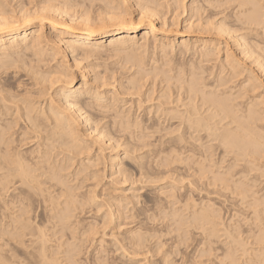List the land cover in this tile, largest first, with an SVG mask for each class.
<instances>
[{
	"label": "rangeland",
	"instance_id": "obj_1",
	"mask_svg": "<svg viewBox=\"0 0 264 264\" xmlns=\"http://www.w3.org/2000/svg\"><path fill=\"white\" fill-rule=\"evenodd\" d=\"M22 1L23 0H10L9 5L11 7H14V6L16 7ZM116 1L114 0V2L118 4V6L115 5L114 2L112 3V0H105V1L104 0H81V2H78L71 8L75 11H78L76 12L77 14L81 12L83 13V11H85L95 16L96 14H99V12H102V11L104 12V9H102V7L103 8L108 7L110 9L112 6L115 5V7L116 6L122 7L123 9L127 8V10L132 13L135 19L137 18V16H139V11H140L141 6L139 7L138 5L140 4V2L143 3L142 0H138L139 4L136 3L135 0H119L120 3L118 0ZM244 1L243 0H155L157 9L159 11V14H158L159 16L155 17L156 18L155 23H156L157 28L160 29V32L157 35L158 38L156 37L157 41L153 43L154 39L153 37H150L148 41L149 45L147 44L146 48L144 46H142L143 48L140 47V45L143 43V39H141V36L143 33V30H142L141 32L138 33V40L132 46L134 48L138 47L137 51L135 50L134 52L137 53L140 57H142L143 58L142 60H145L143 65H141L143 70L144 69L145 71L147 70L146 71L147 73H144L147 78L145 77L144 80L142 79L143 81L142 83H144L145 85H143L140 82V84H142L141 85L142 91L140 90L141 93L139 91L140 94L136 93L137 95H134V96L128 95L126 92L124 96L123 90H122L123 92L122 94L121 93L116 94L115 97H112L111 93L108 94L107 98L108 97L109 98L104 103L106 105L110 104L113 107L112 110H115V111H111L113 112V114L109 112L108 113L109 117H107L106 119L101 118L102 120L101 121L98 120V122L100 126L103 124H107L108 122L106 126H109L111 125V122H113L111 118L114 117L116 112L121 111L123 114H127L129 111L131 115L134 113V116L136 114L137 116L139 115V117L142 118V119H139L140 121H143L141 122V125L149 124L150 126L151 125L153 126L155 124L154 127H156L157 125L158 127L156 128L159 129L161 127V129H163V127L165 128L166 126L167 128H169L171 126L170 124H172V126L169 129L173 127L174 131H172L173 130L172 129L171 130L172 132H169L170 130H168L167 128L165 129L166 131L159 129L158 130L159 132L156 131L157 133L156 132L153 133L154 134L152 135L153 137L151 135L142 136V139H145V140H141L140 139L142 135L141 133H140L141 135H138L139 134L138 132L136 133L134 132L136 135L134 133H130L133 135L131 136V135H128L129 132L128 133L123 132L120 135H119L120 133L119 132L118 135L117 134L114 135L112 133L114 132V130H112L111 133L113 134V136H115V138L119 140L115 139L112 136L111 137L114 138L116 142L120 141V143L117 142L120 145L118 146V148H115L114 150H110V148L109 150L107 149L106 151L103 152V157L101 156L103 158V159L101 158V160L104 163L103 164L100 162L101 164H99L98 166L101 169V171H99L102 177L100 180L101 182L99 181L100 185H97L96 188L92 187V190L95 189L93 192L95 193L96 196L93 195L94 193L87 194L90 188L89 184L92 181L95 182L96 180L92 179V180H88V182L84 181L85 183L83 184L82 180H79V177L82 176L83 174H80L78 178L75 177L76 176L75 171H77L80 166L79 164H78L79 166L77 165V162L74 161L76 164L71 165L70 169L68 168L67 170L65 169L64 171L63 167L65 166L66 163L64 164L63 162H66V160L63 159L64 160L63 161L62 158L60 159V157H62L61 155L59 157L56 156V154L54 155V153L53 155H50L52 158L51 160L46 161L45 165L47 163V165L49 164L50 166L51 161L54 160L53 164H51L50 166L52 172L53 170L54 172L57 171L56 169L62 166L61 167L62 170L56 173L58 174L61 173L60 175L64 176V177L61 176V178L63 179L65 178L63 180L64 185H67V187L71 186L75 188V189H72V192H74V194L77 195L75 199V202H77L75 203L77 204L76 205L77 208L75 207L76 211L72 212L73 221L71 222L72 223L70 225L71 227L67 226L66 228L64 226L67 230L64 229L63 224L58 223V222H56L55 224L53 223V220H49L50 219L49 214H48L49 211L46 208H44V206L43 207L41 206L37 211L33 212L32 214L30 213L32 215V216L30 215L32 217L30 219L32 226L36 227L38 225H41V223L46 224L45 226L42 224L43 226L42 230L46 232L44 236L47 237L45 238L47 239L46 244H48L47 246H49L48 252H50L49 250H51L52 248V250H54L56 253L60 245V249L57 253L60 252L61 254L59 253L58 255H61V257L63 255L66 256V258L65 256L62 257L65 260L63 263L69 260L68 258L69 253H70V258L72 257L75 260L73 261L71 259L72 260V261L70 260L71 262L68 261L65 264H75V263L76 264H99V263L101 264H107V263L108 264H140V263L141 264H221V262L222 263L225 262V264H230L232 261H233L232 263L234 264H247L248 261L251 262V260L257 259L256 253L260 254L261 251L259 249L260 247L264 248V245L262 244V246H260L258 244L252 243L253 239L251 240L250 238L251 236H249L250 235L249 231H251L250 229L256 230L255 228L257 227L255 226H258V224H260L257 218L262 216L261 213H263L264 211V158H262L264 155L261 157L262 159L260 163L257 162L258 160L256 161L252 160L251 157H248V161L249 160L250 162L255 161L254 163H248V162L246 163V161L244 162L243 160L239 161L240 162L239 163L233 157L232 153H229L226 151L224 152L225 150L224 148L220 149L216 147L217 142L215 141L210 142L207 140V138L202 139L197 135V133H192V132H189L188 130L180 129V131H178L179 129L177 130L176 128H174V127H178L177 125L179 124L176 120L174 121L171 120L172 123L167 122V120L165 121L163 117H160L161 115L160 111L159 113L156 114L157 112L156 105H158L159 101H161V100H157L159 99L158 97L161 94V91H160L161 88L159 87H164L162 85H165V87L169 88L170 91H173V93L171 92V95H170V91L167 89L168 90L166 91L168 92V94L166 95L167 97L166 96L165 98L161 97L163 101L166 98H167L166 99L167 101L169 98V101L171 102L174 101L175 99L178 100L180 98V95H179V92L176 93L177 89L178 88L181 89V85H183L186 82L189 75L192 74L193 72L194 73L193 76L195 77L197 76L199 79V80L196 79L197 83L201 82L198 84L199 89L203 87L204 85V88H201L203 90L202 91L200 90V93L204 92V89L206 90L205 92L208 91V93L210 89L211 90L213 89V91L214 89H216L215 93L218 92V95L220 94L221 97L230 96V98L231 99L233 98V100H231L230 98H228L227 100L230 99L229 101L230 106L232 103L233 109L239 114H242V111L245 112V110L247 109L246 107L249 106L250 102L252 101L254 102V107L258 109L259 113H261L259 117L260 119L255 120V123L251 119L249 120L246 119V121L248 120L246 123L249 124L248 126H250V128H252V130L256 132V134L263 136L262 141L264 144V103L262 104L260 103L261 101L264 102V71H263L264 63L261 64L258 61L259 64H261V66L263 65V67H261L260 65L257 64L258 62L256 60V58H258L257 57L258 55V56H263L262 58L259 57L260 59L259 58L258 59L261 60V62L262 60L264 61V0H253V1L250 0L252 3L258 2L260 5L258 3L257 4L255 3V4L259 5V8L261 7V10H260L259 8H257L258 6L256 7L257 9L255 8L256 5L254 6L256 10L258 11L260 10L259 11L260 13L258 12L259 20L255 23L254 22L251 23L249 21L248 23L247 18L245 16V14L250 12L249 10L251 9L253 10L252 7L254 3L252 4L249 0L245 1V2L247 1L250 2L252 4L251 5L248 3L246 4ZM75 11H73L72 13L74 14ZM222 21L224 22L223 23L224 27L226 24V26L230 27V28L228 27L226 28L232 29L230 33L232 32L233 35H235L234 37L231 34L229 38V35H227V33H224L225 32L224 30L220 31L222 26L220 27L219 25L221 24L219 23H222ZM77 22L73 21L74 24H77ZM216 27L217 28L219 27V29H217ZM45 31L46 33H51L48 26L45 27ZM178 32L180 33L184 32L185 39H188V42H190L191 44L189 48L191 50H188V52H185V54L180 53V52L177 53V51L181 50V47H180L181 40H182L181 37H178L176 39V42L173 46L164 44L162 47L160 45V42H162L163 40L162 35L167 34L172 39L176 37L175 36L176 34L180 35V33ZM235 37L239 38V42H238V39H237V42L234 41L236 40ZM241 37H242L241 42H244L242 44L243 45L245 44L244 47L240 45ZM232 38L233 39L235 38V39L233 40ZM103 42H104V45L96 46L99 52H97L95 55H91L89 58L80 57L82 59L81 64L82 66L83 64L85 65L91 64L90 65L91 70L95 69L94 72H91V73L107 71L106 75H109V76L111 75V77L115 76L116 78L115 77L114 79L112 78V81L110 80L111 82L107 83L106 87H109L111 89L113 86H117V88L120 89L121 88L119 87L120 84L121 83L124 84L125 82H127L126 80L131 78L133 76L132 74H134L133 72L138 71L139 68L138 67L136 68V66H134L133 68L128 69L127 67L131 66V62L128 60L129 55L126 54L127 52L124 53L122 48H121L122 49L121 51L120 48L119 50L113 46L107 47V43L109 42L108 40L107 41L103 40ZM153 46L156 48V50H154L155 48ZM217 46H219L218 47L219 50L216 49ZM164 47H166V49ZM171 47L175 50V51L173 50V53L170 52L172 49ZM245 49H247L248 51ZM249 50L251 52L252 50L255 52L249 53ZM167 51L170 52L169 53L170 56L167 55L166 57H164L165 52ZM205 51L211 52L212 57L204 56ZM227 51L233 56V59L235 61L233 64H231L233 61H231V63L229 61H226ZM244 51H247V52H244ZM201 53H204V54H201ZM245 53H247V55ZM248 53L251 56L248 55ZM170 58L171 59L173 58V59L172 61H170V63H168L167 61L170 60ZM254 58H255V61L253 62ZM127 61H128V64L125 65ZM166 63H168V65ZM234 64L235 65L239 64V65L236 67ZM152 66L157 67L156 69L159 68V70L160 68H162L161 73L157 70L159 72L158 76H155L154 74H152V72L155 71V68ZM232 66L235 68H238L237 70L239 74L236 73L237 70L235 68L233 69ZM92 67H94V69ZM76 70L77 72L79 71L78 67L76 68ZM232 70H234L235 72H233ZM164 71L166 72V74L168 73L167 75L171 76L170 82L169 80L166 82V79H165L166 77L163 78ZM231 71H232V74L230 73ZM234 73H236L235 74L236 76L234 75ZM250 76L252 79L250 78ZM90 78H92L91 75H90ZM178 78L179 80L181 79L180 80L181 82L179 81V83L177 82ZM183 78L186 80H184ZM77 81L79 80H76V82ZM182 81H185V82L182 83ZM14 82H16V79L14 80ZM248 82H249V85L251 84L254 85V86L252 85L253 88L248 85ZM219 84L220 86L217 87ZM168 85L171 88L168 87ZM184 85H186V83ZM244 85L248 89H246ZM207 86L209 88H207ZM249 87L252 88L253 90L250 89ZM24 89H25V86L20 87V90L23 91ZM217 89H219V91ZM111 90H112L111 92H113V89ZM181 90L183 91L181 92ZM181 90L178 89V91H180V93L182 94L184 92V89H181ZM119 91H121V89ZM200 93H198L197 99L201 97ZM202 94L203 93H201V95ZM227 94L229 96H227ZM233 95H236L237 97L238 96L239 97L238 98L236 97L237 98L236 99L234 98L235 96L233 97ZM129 97L130 98L132 97L135 100V102L134 103L130 102ZM147 97L149 98L151 97L153 99L148 100V102L146 99H145L146 101L143 100L144 98H147ZM181 97L183 98L184 95L183 96L181 95ZM120 99H122V101ZM123 99L125 100V102H123L124 101ZM138 100H142V102L140 103L141 105L138 103ZM176 100L175 102L171 103L172 106L176 105ZM185 100L183 102H185ZM143 101H145L146 103L144 102L143 104ZM137 103L140 105V108H137L139 106ZM130 108L132 110H130ZM118 120L119 118L117 120L115 119V121H118ZM117 126L118 125L116 124V127ZM86 128H87L86 126L80 124L79 129L81 130L80 132L82 133L80 137L83 139V141L85 140L84 142L86 144L87 143L92 144V142H94L92 149L90 150V152L92 151L90 155L94 156L96 152H98L96 151V149H98V146L100 145V144L99 145L97 144V141L95 142V139L97 140V137L95 136L97 134V131L96 132L92 131L91 133V130L90 132L88 130L87 132L88 128L87 129ZM108 134L109 133H107V135ZM109 136H107V138H109ZM143 137H148V138L146 139ZM139 139L141 141H139ZM182 139L183 141L184 140L185 141L183 142ZM143 141H145V143L147 144L150 141L151 145L150 144L145 145ZM213 144L214 146L212 147L214 148H210L211 145ZM36 145L37 144L35 141L30 140L29 144L25 146V149H29L30 147L36 148L37 147ZM135 145L137 146V148ZM217 146H218V143H217ZM199 150L201 151L199 152ZM125 151H130L128 156H125V159L123 160L124 163L122 166L123 168L128 169L126 173L128 175L124 174L122 175L123 176L122 177L118 175V173H116L117 172L116 166H114L115 168H112L113 164H111L112 162L110 163V159H111L110 156L111 154L113 155L119 152L121 157H123L125 155ZM200 153H202V155ZM224 153H226L227 155ZM171 154L174 156V159L177 157L176 159L178 160L176 161V159L175 160L172 159L173 156ZM204 154L206 156H204ZM223 154L227 156V157L224 156V161H222ZM202 156L209 157V158L207 157L208 160L205 162L206 164L204 163L206 159L204 160ZM57 159L59 162L57 161ZM180 159L183 161H180ZM173 160L176 162L173 163ZM196 160L199 162H202V164L203 165L205 164L204 166L207 167V168L205 167L207 169L206 170L207 174H205L206 178H202L204 174L202 175V177H200V174H199L200 172L197 169L199 167H197V164L196 165L193 164V163H197ZM56 161L57 163L55 164ZM221 161L222 163H220ZM126 162L129 163V165ZM58 164L60 166H58ZM128 166H131L132 168L130 169V167L128 168ZM231 166L232 168H228ZM52 167L55 169H53ZM192 167L196 168L197 172H195L196 169H193ZM216 175L220 176L221 179L223 180L224 178H227V180H224V181H227L226 183L224 182L227 188L224 185H222L224 184L223 182H219L220 185L217 182L216 185H219L217 187L216 185L215 186L213 185L214 187H216L214 189H213V186L211 187L209 183L210 181L211 182L213 181V178H215L214 176ZM81 178L82 177H80V179ZM79 182L82 183L83 187L80 185L79 186L80 188H78V185H77V188H78L77 189L76 184H79ZM208 185L210 186L206 187ZM222 187L223 188L225 187V188L223 189ZM87 195L91 197L93 196L94 199L92 198L91 200L89 199L88 201ZM120 201H122L125 205H128L126 206L127 208H125L126 210L123 208L124 209L123 211H125L124 213L122 212L123 216L121 217L119 221L116 220L117 222L116 224L113 221L116 226L113 224V222L107 223V225H104L106 224V220H104L105 222H103V219L105 218L107 214L111 215L110 213L113 212L111 210L114 209V207ZM12 207H13L12 205H7L6 211L2 210L5 213L7 212L9 216L7 213L6 214L3 213L0 209V221L3 222V226L0 227V246H1L0 252L3 256L9 254L10 251L12 252L11 248L13 247V244L15 243L14 241L12 243V246H10V248L6 244V242L9 241L10 238H12V236H9V235H12L13 229L12 231H9L11 228L8 226L9 228L8 229L6 226H4V225L9 224L10 218L12 219L13 217L14 218L13 220L18 218L17 213L16 214L14 213L15 209H12ZM202 207H205L203 208L205 210H208L210 208L212 209V211H215V210L218 211V212H215L219 214V216L217 215L216 219L220 217V220H217V221L220 223L222 221V225L219 226L221 228L219 236L221 235L222 237L220 236L217 240L214 239V241L215 240L216 241L212 243V246H210L211 244H209L211 242H208L210 240L208 239L209 238L208 236L209 234L207 233L209 231L208 228H207L208 231H205L204 229L206 228L205 227L204 229L202 228L203 225L200 224L201 222L197 220L196 218H195L196 220L193 219L194 217L197 216L196 215L198 212L197 210L199 211L202 210ZM128 210H131V211H128ZM12 213H14L16 217H14V214ZM2 214L3 215L5 214V216L3 217ZM10 214L13 216H11ZM125 217L127 220L125 219ZM105 219H107V216ZM120 221H122L121 222L122 224L121 223L118 224V222ZM195 221L196 222L199 221L197 223H199L201 226L198 225L197 223L195 224ZM14 223H17V222H14ZM197 226H199L200 228ZM4 227H6V229ZM222 227L224 229L227 228L228 230H230V232L228 231V233H232L233 235L235 233V236L236 235L238 236L237 239H239V236H241L240 237V239L242 240L241 243L244 244L245 242V246H246V242L248 241L249 242L248 245L245 248H243L244 245L242 246L240 243L231 244L230 239H228L226 236L227 234L224 235L225 233H227V230L226 232L223 231L224 229L222 230ZM90 228H92L93 230L95 228V231H93ZM87 230H89V232ZM44 232L42 231V233ZM93 232L97 234L95 235ZM247 235L249 236V239L251 241L248 239ZM7 237H10L9 240ZM26 237H27L26 238L27 241L25 240L26 242L25 247L29 243L28 245L29 247L27 246V248L30 249L32 248L30 246V239H29L30 237L28 236ZM137 240L138 241L140 240L141 244L143 242V245H141L142 247L140 246V243L139 245L137 244L138 243ZM116 242H119L120 244ZM16 244L17 243H15L14 247L16 248L17 246L18 249H15L14 247H13L14 249L13 248L12 249L14 251L19 250L17 255L23 261V259L26 256V252L24 253L25 247L20 245L22 248L24 247L23 249L20 248L21 249L20 251L19 244L17 245ZM114 244H116L119 247L120 245L124 246L125 247L124 250L127 249L129 251V254H126V255H124L123 253L120 254L119 251L121 250L114 251V246H116ZM134 244H137V246L139 247L138 248L133 247L135 246ZM213 245L215 249L213 248ZM231 245H235L237 247L235 248V246H233V248H231L232 247ZM69 249L70 251L71 250L72 251L70 252ZM135 249H139V250H135ZM60 250H63V254H62V251ZM65 250L68 253L65 254L64 252ZM132 250L133 251L135 250L134 254L132 253ZM14 251L12 253H14ZM210 251L213 253H211ZM204 252H206L207 254H209L208 252H210L211 255L207 256ZM223 252L227 253V255L230 254V257L224 256L225 257L224 258ZM52 253L53 252L51 251L50 254ZM130 253L136 257L132 256ZM67 258L68 260L66 261ZM16 259L19 260L17 256L15 260Z\"/></svg>",
	"mask_w": 264,
	"mask_h": 264
},
{
	"label": "bare ground",
	"instance_id": "obj_2",
	"mask_svg": "<svg viewBox=\"0 0 264 264\" xmlns=\"http://www.w3.org/2000/svg\"><path fill=\"white\" fill-rule=\"evenodd\" d=\"M9 1L8 0H0V209H1V211L2 210L6 211V206L12 205L13 206L12 209H15L14 213L15 214L17 213V215H18L17 216L18 218H16L15 220H13L14 219L13 217H12V219L10 218L9 224L4 225L7 228H8V226L11 228L9 231H12V229H13L12 235H9V236H12V238L7 237L8 240L10 238V240L6 242V244L9 246V248H10V246H12V243L14 241H15V243L19 244V246L21 245V246L25 247V244H26L25 240L27 241L26 236L30 237L29 238L30 239V246L32 248H30V249L27 248L29 243L27 244V246L25 248L23 247L25 250V251L24 250L23 251H24V253L26 252V256L22 261V259H20V257L17 255L19 250L18 251L13 250L15 248L14 247L15 243H14L13 244L14 248L13 247H12L13 249L11 248L12 252L14 251V253H12L9 249L11 255L8 252L9 254L3 256L0 252V264H65L68 261H70L71 259L73 261H75V260L72 257L70 258V253H69V257H68L69 260L67 258L66 261L67 260L68 261L63 263L65 260L62 257H64L65 255H63L61 257V255H58L60 252L57 253L60 249V245H59V249H58V251H56V253L54 250H52V248L49 251L50 252L52 251L53 253L50 254V252H48L49 246H47L48 244H46V241H47L46 238L47 237L44 236V234H46V232H44V230H42V227H43L42 224L44 226L46 224L41 223V225L36 226L37 227L36 228V227L32 226V224L30 222L31 221L30 219L32 218L31 214L33 212L37 211L41 206L42 207L44 206V208H46L49 211V213H48L49 218H50L49 220H53V223H55V224H56V222L61 223V224H63V227L65 226L66 228H67V226L71 227L70 225L72 224L71 222L73 221L72 220V216H73L72 212L76 211V208H77V206H76L77 204H75V203H77V202H75L77 195H75L74 192H72V189H75V188L71 187V186L67 187V185H64L63 180L65 178L64 179L61 178V176H63V175H60L61 173H59V174L56 173V172L62 170V168H61L62 166H60L58 164V166H60V167L57 168L56 169L57 171H55V172L53 170L55 168L52 167L53 168L52 169L53 172H52L50 166H51V164H53L54 160L51 161L50 166H49V164L47 165V163L45 165V162L51 160L52 157L50 155H53V153H54V155L56 154V156H58V157L61 155L62 157H60V159L62 158V160L63 159L66 160V162H63L64 164L66 163L65 166L63 165L64 171H65V169L66 170L68 168L70 169L71 165L76 164L75 162H77V165L79 164L80 166L78 165L79 168L77 171H75V175H76L75 177L78 178V176L80 174H83L82 176H80V177H82L81 179L79 177V180H82L83 184L85 183L84 181L88 182V180H92V179L96 180L95 182L92 181L94 183H92V182L90 183L92 185L89 184L90 188L87 186L89 188L87 194H91V193H94L93 191L95 190V189L92 190V187L96 188V186L100 185V182H101L100 180L102 177L99 173V171H101V169L98 166H99V164L103 163L101 160V158L103 157V152L106 151L107 149L109 150V148H110V150H114L115 148H118V146L120 145L119 144L120 141H117V142H119V143H117L116 140H114L115 136H113V134L118 135V133L120 132L119 133V135H120L123 132H125V133L129 132L128 135L133 136L130 133L138 132L139 133L138 135L142 134L140 139L145 140V139H142V136H148V135L152 136V135H154L153 133H155L159 129L165 130L167 128V126H166L165 128L163 127V129H161V127L159 126L160 128L158 129V128H156V127H158L157 125H156V127H154L155 124L153 126L152 125L150 126L149 124H145V125L142 124L141 125V122H143V121H140L139 119H142V118H140L139 115L137 116L136 114L134 116V113L131 115L129 111L127 114H123L121 111L116 112V114L113 117L114 120H113V118H111L113 122H111V125H109V126H106L108 124V122H107V124H103L101 126L99 125V122H98V120H100V121L102 120L101 118L106 119L107 117H109V115H108L109 112L115 111V110H112L113 107L110 104H108V105H110V106H108L104 103L109 98V97L107 98L108 94L111 93L112 97H115L116 94H119V93L122 94L124 92V96L126 93L128 95L134 96V95H137L136 93H139V91L141 90V85L142 84L145 85L144 83H142L143 82L142 79L143 80L145 79L146 76L144 73H147L146 72L147 70L146 71H145V69L143 70V68L141 66V65H143L145 60H142L143 58L134 52L135 50L137 51L138 47L134 48L132 46L138 40V33L141 32L142 30H143V33H142L141 39H143V43L140 45V47L144 46L146 48L147 44L149 45L148 41H149L150 37H153V39H154L153 43H155L157 41L156 37L159 34L160 29L157 28V26H156V23H155L156 18L155 17L159 16L158 15L159 11L157 9V5L155 3V0H144V1L142 0L143 3L140 2L141 5L138 3L139 2L138 0L137 1L135 0V2L139 4L138 6L139 7L141 6L140 11H139V16H137L136 19L132 15V13L127 10V8L123 9L122 7H117L118 4H116L117 3L116 0H115L116 3L114 2V0H112V3L114 2L115 5H117L116 7H115V5L112 6L110 9L106 6H105L106 8L102 7V9H104V12L103 11L99 12V14H96L95 16L91 15L89 12H85V11H83V13L80 11L81 13L77 14L76 12H78V11H75L71 8L72 6L77 4L78 2H81V0H23L16 7L15 6L11 7L9 5L10 4ZM250 2L247 1L245 3L251 4L252 2L251 3ZM119 3H120V1H119ZM255 3L257 4L258 2H255ZM255 3L253 4V7H252L253 10L252 9L249 10L250 12L247 13L248 15L245 14V16L247 18V22L249 21L251 23H253V22L255 23L259 20L258 19L259 18L258 12L261 10V7L259 8V5H260L259 3H258L259 5H256ZM119 6H120V4H119ZM254 6H255V8L258 6L257 8H259L260 10L259 11L256 10L257 8L255 9ZM73 11H75L74 14L72 13ZM73 21L74 22L78 21L77 22L78 25L74 24ZM223 23H224L223 21H222V23H219V24H221L219 26L220 27L222 26V28H221L222 30L220 29V31L224 30L225 31L224 33H227V35H229V38H230V35L231 34L233 35L232 32L230 33V31L232 29H228L230 27L226 26V24L224 27ZM46 26L49 27V30L51 31V33H46V31H45ZM226 27H228V28H226ZM217 29H219V27ZM228 32H229V34H228ZM178 33H180V32H178ZM175 36H176L175 38L171 39L167 34L162 35L163 40H162V42H160V45L162 47L164 44L169 45V46L170 45L173 46L176 42V39L178 37H181L182 38L181 44H180L181 50L177 51V53L180 52V53L185 54V52H188V50H191V49H189L191 44H190V42H188V39H185L184 32L180 33V35L176 34ZM234 36L235 35H233V37ZM235 38H236V40H234ZM235 38L234 39L232 38V39L236 42L238 39V42H239V38H237V37H235ZM241 39H242V37L240 38V42L242 41ZM103 40L109 41L107 43V47L113 46L116 49L122 48L124 53L127 52L126 54L129 55L128 60L131 62V66L127 67L128 69H131L134 66H136V68L137 67L139 68L138 71L133 72L134 73V74H132L133 76L130 75V76H132L131 78H129L127 76L129 79L126 80L127 82L124 81L125 85L123 83H121L122 81L119 82V83H121L119 86V87H121L120 88L121 91H119L120 89H118L117 86H113V85H112L113 87L111 86L112 87L111 89H113V92H111L112 90L109 87H106L107 83H110L112 81V78L114 79L115 76L112 75L113 77H111V75L110 76L106 75L107 71L106 72L104 71V72H98V73H91V72H94L95 69H94V67H92L94 70H91V66H90L91 64L90 63H89L90 65L83 64V66L81 64L82 59L80 57H83V58L88 57L89 58L91 55H95L97 52H99L96 46L104 45ZM242 43H244V42H241L240 45H242L244 47L245 44L243 45ZM169 46H167V47H169ZM218 47L219 46H217L216 49H218ZM238 47H239V45H238ZM164 48L166 49V47H164ZM122 49H121V51H122ZM119 50H117V51H119ZM154 50H156V48ZM173 50L174 49L172 48L170 52L173 53ZM245 50H247V49H245ZM247 51H244V52H247ZM170 52H168V51L165 52L164 57L169 55ZM206 52L207 51H205V54L204 53H201V54H204V56H207V57L208 56L212 57L211 52H207V53ZM254 52L255 51H253V50H252V52L249 50V53H254ZM249 53H248V55H250ZM245 54L247 55V53H245ZM257 57L262 58L263 56L257 55ZM88 58H86V59H88ZM255 58H254L253 62L255 61ZM258 58H256L257 62L259 61L261 64L264 63L263 60L261 62V60H259L260 58L259 59ZM172 59L170 58V60H168L167 62L170 63V61H172ZM226 61H229L230 63H231V61H233L231 64H233L235 62L233 59V56L228 51L226 53ZM259 62L257 64L261 66V64H259ZM168 63H166V64L168 65ZM127 64H128V61L125 65H127ZM238 65H235V66L237 67ZM263 65L261 67H263ZM89 66H90V68H89ZM162 66H163V64H162ZM77 67L79 69L78 72L76 70ZM152 67H154V66H152ZM160 67H161V65H160ZM154 68H155V71L154 72L151 71V72L155 76H158V73L159 72L161 73L162 68H160V70H159V68L156 69L157 67H154ZM234 68L235 67H233V69ZM141 69L143 70V72ZM235 69L237 70L238 68H235ZM170 71H171V69H170ZM232 71L235 72L234 70H232ZM232 71L230 72L231 74H232ZM184 72H185V70H184ZM236 73H238V70L236 71ZM236 73H234V75ZM167 74L164 71V73H163L164 77L163 78L166 77L165 78L166 82L168 80L170 82L171 76H169ZM193 74L194 73L192 72V74L189 75L187 80L183 78L184 80H186V82L182 81V83L185 82L186 85H184L185 83L183 84L184 86L181 85V89H184V92H183L184 94L183 93L181 94L180 91H178V89L181 90L180 88L177 89L176 93L179 92L181 99L180 98L179 99L177 98L178 100L175 99L176 100L175 106L174 105L172 106V104H171L172 102H175V100L171 102V101H169V98H168V101L166 100L167 99L166 98L163 101L161 98V97L165 98V96L168 94V92H166V91H168L169 88L165 87V85H162L164 87H159V88H161V90H160L161 94L159 95V97H158L159 99H157V100H161V101H159V104L157 102L158 105H156L157 106L156 107V109H157L156 114L159 113V111H160L161 115L160 114H158V115H160V117H163L165 121L167 120V122H171V120H173V121L176 120L179 124L177 125L178 127H174V128H176L177 130L179 129L178 131H180V129L188 130L189 132L197 133V135L202 139L207 138V140L210 142H214V141L217 142L218 146L216 143V147H218L220 149L224 148L225 149L224 152L226 151V152L232 153L233 157L238 162L243 160L244 162L246 161V163L247 162L248 163H254L256 160H258L257 162L260 163L261 159L264 158V156H263L264 155V148H263L264 144L262 141L263 136L256 134V132H254L252 130V128H250V126H248L249 124L246 123L249 119L254 121V123H255V120L260 119L259 117H260L261 113H259L258 109H256L254 107V102L253 101H252L253 103L250 102L249 106L246 107L247 109L245 110V112L242 111V114H239L233 109L232 103H231L232 101L230 102L231 103V106H230L229 101L231 98L228 94H227V96H229V97H221L220 94L218 95V92L215 93L216 89H214V91H213V89L212 90L210 89L211 91L209 90V93H208V91L205 92L206 90L204 89V92H201V93H203L201 95L200 90L201 91L203 90L201 88H204V85H203V87H201L199 89L198 84L201 82L198 81L199 83H197V80H199V79L197 76H196L197 78L195 76H193ZM90 75L92 78H90ZM251 76H250V78H251ZM179 78L177 79L178 83L181 80V79L179 80ZM15 79H16V82H14ZM165 79H164V81H165ZM76 80H79V81L76 82ZM160 81H162V80H160ZM140 82L142 84H140ZM113 83H115V82H113ZM113 83H111V84H113ZM182 83H180V84H182ZM220 84L217 87H219ZM253 84L249 85V82H248V85L252 88L254 86ZM22 86H25V89L23 91L20 90V87H22ZM208 86H207V88H209ZM168 87H170V86L168 85ZM217 87H215V88H217ZM244 87L246 88L245 85H244ZM174 88H173V90H174ZM252 88H250V89H252ZM125 89H126V91H125ZM246 89H248V88H246ZM122 90H123V92H122ZM217 90L219 91V89H217ZM141 91H140V93H141ZM182 91L183 90H181V92ZM171 92L173 93V91H170V95H171ZM198 93H200L201 97L199 96L200 98L197 99ZM219 93H221V92H219ZM241 93H242V91H241ZM181 95L182 96L184 95V97L182 98ZM238 95H240V94H238ZM124 96H122V97H124ZM148 96H150V95H148ZM132 97L131 98L129 97L130 98L129 101L134 103L135 100ZM233 97L236 98L237 96L233 95ZM147 98H149V97H147ZM147 98H144V99L142 98V99L143 100L146 99L147 102H148V100L153 99L151 97L149 99H147ZM228 98H230V99L227 100ZM120 100L122 101V99H120ZM184 100H185V102H183ZM231 100H233V98ZM257 100H259V99H257ZM145 101H143V104ZM123 102H125V100ZM141 102H142V100H138L139 104ZM258 102H260V101H258ZM260 103L262 104L264 102L261 101ZM140 105L137 108H140ZM154 106H155V104H154ZM130 110H132V109L130 108ZM149 110H150V108H149ZM148 112H150V111H148ZM111 113L113 114V112H111ZM94 115H96V116H94ZM118 118H119V120L115 121V119L117 120ZM246 119H248V120L246 121ZM144 122H145V120H144ZM80 124L84 125L88 128V129L86 128L87 132H88V130H89V132L91 130V133H92V131H95V132L97 131V134L95 135L97 137V140L95 139V142L97 141V144L98 145L100 144V145L99 146L97 145L98 149H96V151H98V152H96V154L94 156L90 155L92 152V151L90 152V150L92 149L94 142H92V144H88V143L86 144L84 142L85 140L83 141V139L80 137V135H82V133L80 132L81 130L79 129ZM100 124H101V122H100ZM116 124L118 125L117 127H116ZM170 125L172 126V124H170ZM114 127L117 129H115ZM169 128H167L168 130H170L169 132L174 131L173 127L171 129H169ZM112 130H114V132H112L113 134L111 133ZM168 130H167V132H168ZM115 131H116V133H115ZM107 133H109V134L107 135ZM110 134H112V135H110ZM107 136H109V138H107ZM111 136L114 138H112ZM143 138L147 139L148 137H143ZM115 139H117V138H115ZM140 139H139V141H141ZM30 140L35 141L37 144L36 145L37 147L35 146L36 148L30 147L29 149H25V146L27 144H29ZM117 140H119V139H117ZM182 141H183V139H182ZM143 143L145 145L147 144V143H145V141H143ZM149 144L151 145L150 141L147 145H149ZM203 145H204V143H203ZM219 145H220V147H219ZM212 146H214V144L211 145L210 148H214ZM138 147H140V146H138ZM142 147H143V145H142ZM136 148H137V146H136ZM216 150H217V148H216ZM135 151H137V150H135ZM174 151H175V149H174ZM200 151L201 150H199V152ZM202 151H203V149H202ZM129 152L130 151H125V155L123 157H121L119 152H117L116 154H113V155L111 154V156L109 155L111 158L110 163L112 162L111 164H113L112 168H115L114 166H116V168H117L116 173H118V175H120V176H122L124 174L128 175V174H126L128 169H125L122 166L124 163L123 160L125 159V156H128ZM222 153H223V151H222ZM200 154L202 155V153H200ZM224 154H226V153H224ZM224 154H223L222 161H224V156H225ZM204 156H206V155L204 154ZM204 156H202V157L204 158V160L206 159L204 161V163H205L208 160L207 159L208 156L207 157H204ZM230 156H231V154H230ZM225 157H227V156H225ZM248 157H251L252 160H255V161H253V162H250V160L248 161ZM55 158H57V157H55ZM259 158H260V160H259ZM172 159H174V156ZM174 160H173V163L176 162L178 159H176V161H174ZM57 161H58V159H57ZM57 161L55 162V164L57 163ZM180 161H183V160L180 159ZM222 161L220 163H222ZM170 162H172V161H170ZM61 163H62V161H61ZM173 163H171V164H173ZM127 164L129 165V163H127ZM193 164L194 165L197 164V167H199L197 169L200 172L199 173L200 177H202L203 174L204 175L207 174L206 173L207 167L204 166L206 163L203 165L202 162L197 161V163H193ZM235 164H236V162H235ZM129 167H130V169L132 168L131 166H128V168ZM233 167H235V166H233ZM228 168H232V166L228 167ZM193 169H196V168H193ZM197 169L195 170V172H197ZM204 175L202 178H206V175H205V177H204ZM214 177L215 178H213V181L212 182L210 181V183H209L211 185V187L213 185L215 186L217 184V182L219 185H220L219 182H223V183L227 182V181H224V180H227V178H224V180H223L218 175H216ZM216 177H218V178H216ZM222 178H223V176H222ZM218 179L219 180L221 179V180L219 181ZM203 182H204V180H203ZM211 183H213V184H211ZM225 183L222 185H224L226 187ZM202 184H204V183H202ZM77 185H78V188H80L79 186L80 185L82 186V183L79 182V184H76V188H77ZM210 185H208L206 187H209ZM219 185H216V187ZM214 186H213V189L216 188ZM210 193H211V191H210ZM93 195H95V193ZM87 197H88V201H89V199L91 200L93 198V196L91 197L88 195H87ZM6 202H8V203H6ZM83 204H85V203H83ZM126 204H127V202H126ZM185 205H187V204H185ZM126 206H128V205H125L122 201H120L114 207V209L111 210L113 212H111V211H110L111 213L109 212L111 215H108V214L106 215L107 219H105L106 218V216H105V218L103 219V222H105L104 220H106V224H104V225H107V223H112L113 221L116 224L117 223L116 220L119 221L121 219V217L123 216V213L125 212L123 210L125 208H127ZM203 208H205V207H202V210H200V211L197 210L199 213L197 212V214H196L197 216L194 217L193 219L199 220L201 222L200 224L203 225L202 228L203 229H204V227L206 228V229H204L205 231L209 230L207 232L209 234L208 239H210L208 242H211L209 244H211L210 246H212V243L215 242L221 236V235L219 236L220 229H221L219 226L222 225V221H221V223L217 221V220H220V217L218 219H216L217 215L219 216V214H217L215 212H218V211H216V210L212 211V209H210V208L209 209L207 208L208 210H205ZM128 211H131V210H128ZM2 212L5 213L4 211H2ZM14 213H12V214H14ZM129 213H131V212H129ZM5 214L4 215L2 214V216L4 217ZM15 214H14V217H16ZM261 214H262V216L257 218L259 220L260 224H258V226H255V227H257V228H255L256 230H254V229L253 230L250 229L251 231L248 230L250 233V235L249 234L248 235L251 236L250 237L251 240L253 239L252 243L258 244L260 246H262V244L264 245V211ZM8 216H9V214H8ZM11 216H13V215H11ZM108 216H110V217H108ZM125 219H126V217H125ZM10 220H12V221H10ZM128 220H129V218H128ZM194 220H193V222H194ZM199 221H197V222H199ZM0 222H1L0 227H2L3 222L2 221H0ZM14 222H17V223H14ZM114 222H113V224H114ZM121 222L122 221L118 222V224ZM197 222L195 221V224ZM219 223H220V225H219ZM197 224L200 225L199 223H197ZM58 225H60V224H58ZM6 227H4V228L6 229ZM65 227H64V229H66ZM117 227H118V225H117ZM197 227H199V226H197ZM92 228H90V229H92ZM99 228H100V226H99ZM207 228H208V230H207ZM223 229L224 228L222 227V230ZM96 230H97V228H96ZM226 230H227V233H225L224 235L227 234L226 236L228 239H230L231 244L240 243L242 246L244 245L243 248H245L248 245V243H249L248 241L246 242V246H245V242H244V244L241 243L242 242V240L240 239L241 236H239V239H240L239 240V239H237L238 236L237 235L235 236V233H234V235L232 233H228V231L230 232V230H228L227 228L224 229L223 231L226 232ZM42 231L44 233H42ZM87 231L89 232V230H87ZM93 231H95V228ZM61 232H62V230H61ZM63 233H65V232H63ZM4 234H3V236H4ZM134 235H135V233H134ZM248 235H247V237L249 239ZM2 239H4V238H2ZM214 239H216V240L214 241ZM49 241H50V239H49ZM56 241H57V239H56ZM137 242H138L137 244L139 245V243L141 241L137 240ZM116 243H119V242H116ZM137 244H134L135 246H133V247L138 248L139 246H137ZM114 245H116V244H114ZM141 245H143V242H142V244L140 243V246ZM3 246H5V245H3ZM21 246L19 247V249L22 248ZM231 246H232L231 248H233V246H235V245H231ZM236 247L237 246H235V248ZM239 247H240V245H239ZM0 248H1V246H0ZM213 248H214V245H213ZM15 249H18L17 246ZM70 249H69V251H70ZM124 249H125V247L121 246V245H120V247L117 245L114 246V251L115 250L116 251L121 250V251H119L120 254H122V253L124 255L129 254V251L127 249L126 250H124ZM211 249H209V250H211ZM63 250H60V251H62V254H63ZM66 250L64 251L65 254L68 253V252H66ZM135 250H139V249H135ZM135 250L134 251L132 250L133 254H134ZM209 250H207V251H209ZM259 250L261 252H260V254L256 253L257 259L256 260L253 259V260H251V262L248 261L247 264H264V248L260 247ZM20 251H21V249H20ZM143 252H144V250H143ZM206 252H204V253L207 256H210L211 253H213L210 251L211 253L208 252L209 254H207ZM138 253H137V255H138ZM12 254H14V255H12ZM8 255H10V256H8ZM15 255L17 256V258H19V260H17V259L15 260V258H16ZM71 256H72V254H71ZM73 256H75V255H73ZM132 256H134V255H132ZM146 256H147V254H146ZM224 256L230 257V254L227 255V253L223 252V257ZM134 257H136V256H134ZM65 258H66V256H65ZM233 260H235V259H233ZM232 262L230 264H234ZM99 264H101V263H99ZM221 264H225V262H223V263L221 262Z\"/></svg>",
	"mask_w": 264,
	"mask_h": 264
}]
</instances>
